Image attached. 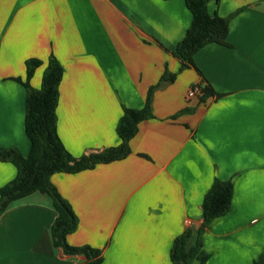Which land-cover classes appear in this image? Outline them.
Instances as JSON below:
<instances>
[{
  "label": "crops",
  "instance_id": "obj_1",
  "mask_svg": "<svg viewBox=\"0 0 264 264\" xmlns=\"http://www.w3.org/2000/svg\"><path fill=\"white\" fill-rule=\"evenodd\" d=\"M208 10L229 19V45L208 44L182 68L185 0H0L1 148L30 153L21 81L33 59L36 90L52 57L64 69L57 132L76 158L119 147L124 108L150 105L128 156L51 177L78 219L67 242L100 250L101 264H174L176 240L202 228L216 179L234 195L201 234L206 264L264 253V0H210ZM196 85L203 95L189 100ZM16 176L0 160V188ZM57 216L48 194L12 202L0 215V264H84L54 245Z\"/></svg>",
  "mask_w": 264,
  "mask_h": 264
},
{
  "label": "trees",
  "instance_id": "obj_2",
  "mask_svg": "<svg viewBox=\"0 0 264 264\" xmlns=\"http://www.w3.org/2000/svg\"><path fill=\"white\" fill-rule=\"evenodd\" d=\"M185 1L192 14V24L178 45L175 55L181 60L182 68H189L194 64V55L206 45H229V19L211 14L208 10L210 0ZM41 65L42 61L37 59L28 61L27 79L24 82L20 80L28 90L26 134L31 142L29 155L23 156L17 148L0 147V160L12 163L17 169L16 178L0 188V215L16 200L36 192L48 194L52 197L58 213L52 227L54 245L62 248L66 254H83L86 257L84 264H101L103 257L100 250L73 247L67 242L68 235L78 227V219L70 204L52 185L51 177L57 173H79L93 169L99 164L125 158L130 154L129 141L136 135L139 123L151 118L152 111L149 104L141 110L124 108L117 128L121 145L76 158L65 148L57 132L58 87L64 69L59 61L52 57L42 87L36 90L31 87L30 79ZM204 91L206 95L212 93L207 87ZM233 195L232 181H214L203 203L202 228L196 235L187 232L176 240L171 255L174 264H206L208 255L203 250L201 234L214 219L224 216L230 210ZM255 264H264V253Z\"/></svg>",
  "mask_w": 264,
  "mask_h": 264
},
{
  "label": "built area",
  "instance_id": "obj_3",
  "mask_svg": "<svg viewBox=\"0 0 264 264\" xmlns=\"http://www.w3.org/2000/svg\"><path fill=\"white\" fill-rule=\"evenodd\" d=\"M203 95V90L200 86H193L190 88V90L188 91V99L191 100V99H194V98H197V97H200ZM189 224V222H188Z\"/></svg>",
  "mask_w": 264,
  "mask_h": 264
}]
</instances>
